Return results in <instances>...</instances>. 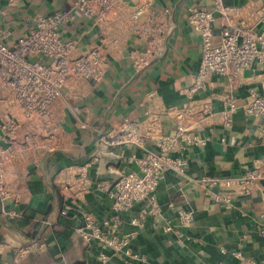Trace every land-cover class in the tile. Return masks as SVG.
Listing matches in <instances>:
<instances>
[{
    "label": "crops",
    "instance_id": "0c3cea01",
    "mask_svg": "<svg viewBox=\"0 0 264 264\" xmlns=\"http://www.w3.org/2000/svg\"><path fill=\"white\" fill-rule=\"evenodd\" d=\"M71 1L0 0L4 42L11 44L32 28L36 15L61 11ZM219 1L223 6L264 7V0ZM122 2L129 8L147 2L145 14L153 21L154 34L148 40L132 32L124 38L105 39L107 69L89 93L65 101L54 130L55 144L50 135L29 146L20 159L3 164L0 172L11 196L7 208L18 215L7 218L0 211V264H244L247 259L264 264V235L259 232L264 227V116L246 117L240 107L229 126L220 121L204 123L199 133L208 137L206 144L172 152L185 166L181 173L167 171L160 181L157 198L161 214L156 220L148 216L143 225H132L139 204L119 213V234L135 232L131 249L138 257L100 249L77 232L87 213L99 225L114 214L108 197L114 181L121 172L136 170L135 158L146 153L126 146L100 152L102 133L124 121L141 120L154 104L183 108L206 99L211 110L219 111L226 94L233 95L238 105L251 90L264 94V69L256 65L242 72V79L231 91L220 75L212 76L195 94L182 91L194 82L201 53L200 37L186 19L188 9L211 8L214 0ZM213 29L217 38V18ZM259 31L264 32V23ZM60 33L73 40L78 51L99 44L105 47L99 26L78 12L60 27ZM148 44H156L157 50L148 64L135 69L133 52L145 51ZM5 117L0 109V122ZM16 120L19 134L33 131L34 126L22 117ZM162 131L174 134L169 118L162 121ZM155 149L152 143L147 145V151ZM256 167L262 174L257 186L233 199L232 207L216 199L218 187L201 183L205 178H237ZM179 210L193 215L188 225L180 224Z\"/></svg>",
    "mask_w": 264,
    "mask_h": 264
},
{
    "label": "built area",
    "instance_id": "2783aa9c",
    "mask_svg": "<svg viewBox=\"0 0 264 264\" xmlns=\"http://www.w3.org/2000/svg\"><path fill=\"white\" fill-rule=\"evenodd\" d=\"M146 5L147 2L129 8L122 0H73L61 11L36 15L33 27L11 44L5 43L0 33V109L7 115L0 122V169L7 161L20 159L29 146H36L43 138L53 136L66 107L65 101L85 96L102 79L109 53L105 39L124 38L130 32L145 40L152 38L155 26L145 14ZM75 12L99 26L105 47L99 44L78 51L73 40L61 35L60 27L72 19ZM215 18L220 25L217 38L213 29ZM186 19L198 33L201 47L195 80L182 89L187 95L204 89L214 75L223 76L227 82L225 87L231 91L242 79L245 69L254 65L264 69V32L259 31L260 24L264 23V7L252 4L223 6L219 0H214L211 8L190 7ZM156 50V44H148L145 51L133 52L134 68L148 64ZM221 103L219 111L211 110L210 101L206 99L191 102L183 108L154 104L141 120L124 121L102 133L98 138L100 152L126 146L146 153L135 158L136 170L121 172L114 181L108 193L114 214L101 225L92 214L84 215L83 224L76 229L82 239L103 250L109 248L114 253L122 251L131 258L138 257L131 249L135 232L119 234V213L139 204L138 216L130 220L132 225L141 226L149 217L156 220L161 214L157 198L160 181L167 171L181 173L185 166V161L173 156L172 152L188 145L206 144L208 137L199 133L206 125L204 123L207 121L210 125L220 121L229 126L232 114L239 107L246 117L264 116V94L254 90L240 105L231 94H226ZM19 116L23 122L34 126L33 131L19 134L16 120ZM165 118L172 121L173 135H165L162 131ZM149 143L156 149L147 151ZM261 177L256 167L237 178H205L201 183L208 188L218 187L216 199L232 207V200L249 194ZM58 183L64 188L61 180ZM10 198L0 172V211L7 218H14L17 212L7 208ZM262 201L264 207V194ZM178 216L181 225H188L193 219L190 212L183 210H179ZM166 229L170 230V227ZM259 232L264 235V227ZM101 258L105 259V256L101 255ZM244 264L257 263L247 259Z\"/></svg>",
    "mask_w": 264,
    "mask_h": 264
},
{
    "label": "rangeland",
    "instance_id": "374dc122",
    "mask_svg": "<svg viewBox=\"0 0 264 264\" xmlns=\"http://www.w3.org/2000/svg\"><path fill=\"white\" fill-rule=\"evenodd\" d=\"M55 144V134H53V137H52V145Z\"/></svg>",
    "mask_w": 264,
    "mask_h": 264
}]
</instances>
